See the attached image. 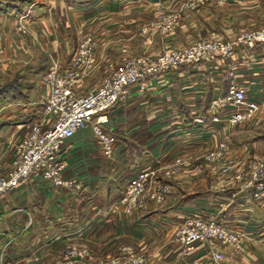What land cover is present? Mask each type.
<instances>
[{"label":"crops","instance_id":"0c3cea01","mask_svg":"<svg viewBox=\"0 0 264 264\" xmlns=\"http://www.w3.org/2000/svg\"><path fill=\"white\" fill-rule=\"evenodd\" d=\"M180 1L0 0V45L5 51L0 81L29 65L40 69L37 84L21 90L20 100L0 94V175L11 167L17 143L28 136L43 110L49 94L43 82L51 67L49 56L66 69L82 38L81 29L95 38L98 66L76 88L78 94H86L107 76L110 64H120L124 48L133 55L157 56L167 48L186 47L191 30L187 13L171 34L154 33L146 42L141 33L161 10H175ZM32 5L27 20L30 38H24L15 33L18 15ZM200 14L207 29L221 30L218 13L205 9ZM248 31L214 34L209 39ZM201 34L202 30L193 31L195 37ZM232 83L244 87L250 100L264 104V47H238L229 63L182 67L149 78L145 90L129 88L106 126L116 141L113 159L104 156L88 127L66 142L60 157L63 179L75 180L78 189L55 187L32 177L0 200V264L33 255L51 264L73 247L89 251L80 264H96L126 246L144 254L147 264H210L209 249L203 245L190 257L178 254L173 234L189 215H220L231 227L244 230L247 242L241 259L248 263L251 253L254 264H264V201L254 202L250 190L206 160L209 151L225 142L230 146L227 158L240 167L264 154V107L255 119L234 128L209 122L213 101L225 98ZM231 111L223 110L220 116ZM196 115L207 123L196 124ZM180 158L186 165L182 173L165 179L164 169ZM151 170L169 189L166 202L158 205L145 198L129 209L121 202L128 182Z\"/></svg>","mask_w":264,"mask_h":264},{"label":"built area","instance_id":"2783aa9c","mask_svg":"<svg viewBox=\"0 0 264 264\" xmlns=\"http://www.w3.org/2000/svg\"><path fill=\"white\" fill-rule=\"evenodd\" d=\"M202 4V0L185 2L178 10L160 14L155 20L142 26L141 33L148 37L154 33L171 34L179 25L184 12ZM32 7L33 5L17 20V31L21 34L28 32L27 20ZM259 45L264 47V28L227 39H199L186 47L167 48L157 56L148 53L133 55L124 48L121 66L95 89L80 95L77 93V86L85 73L96 67L95 42L91 36H85L69 67L61 70L54 59L51 61V67L43 79L49 88L48 97L28 136L17 143L11 167L0 175V200L32 177H38L55 187L75 185L78 189L75 180L67 181L62 176L64 163L60 157L66 142L78 131L90 127L104 156L113 159L116 141L108 133L106 126L110 112L128 96L129 88L138 86L140 90H145L149 78L177 71L182 67L212 65L220 61L229 63L235 57L238 47L253 50ZM4 54V48L0 45V63ZM263 107V103L248 98L244 87L232 83L225 98L213 101L209 122L211 126L234 128L255 119ZM228 108L232 109L230 114L220 116L221 111ZM194 122L205 125L207 119L196 115ZM229 150V144L221 143L207 153L206 160L214 163V167L223 176L230 175L235 183L250 190L254 202H263L264 154L240 167L227 158ZM170 174L168 172L167 176ZM157 178L155 170L139 172L128 182L121 202L133 209L146 196L150 201L163 205L169 192L168 187L161 183L155 190L148 189L149 182ZM174 240L182 257H190L199 245H203L209 249V257L213 263L240 264L245 253L247 235L244 230L231 227L220 215L208 218L189 215L175 229ZM88 256L87 248L73 247L51 264H80ZM3 264L47 263L33 255ZM96 264H147V260L133 247L126 246L118 254L106 257ZM187 264L200 263L191 261Z\"/></svg>","mask_w":264,"mask_h":264},{"label":"rangeland","instance_id":"374dc122","mask_svg":"<svg viewBox=\"0 0 264 264\" xmlns=\"http://www.w3.org/2000/svg\"><path fill=\"white\" fill-rule=\"evenodd\" d=\"M190 1H196V0H182V1H180L181 2L180 5H182L185 2H190ZM202 1H203V4L201 6L197 7L196 9H193V10L189 9V10H187V12H184L185 14L187 13V18L189 17L188 18L190 20L189 25L191 24V26H189V27H191V30L189 29V32H187V45L186 46L190 45L191 43H193L199 39L213 38L212 35H214V34H216L218 36H222V35H226V34L233 32V31L237 32V31H245V30H258V29L264 28V0H202ZM178 8H179V6L176 7L177 10H178ZM205 9L212 10L213 13H218L221 16L220 18H218V20L220 22V23H218V25H220L221 30L219 29V27H215V26L213 27V29H209V27L207 29V27H205V23H203L202 16L200 14ZM173 11L174 10H172L170 12L168 11V12L162 13V10H161V14L171 13ZM185 14H183V16ZM20 16L21 15H18V18ZM155 19L156 18H153V19L149 20L147 23H149ZM188 19H187V21H188ZM218 20H216V21H218ZM27 27H28V25H27ZM196 29L202 30V34L198 37L193 36V31ZM16 30H17V26L15 29V33H16ZM84 30L85 29H83V30L81 29V31H80V36L82 37L81 40L85 36H91L92 37L93 41L95 42V56H96V67L93 70L87 71L85 73V75H84V79H85L89 75H91L96 70V68L98 66V62H97L98 60H97V55H96V50H97L98 44H97V41L95 40V38L92 35H89V33H85L86 31H84ZM216 30H219V31L213 32ZM27 31L28 32L26 34L20 33V35H22L24 38H30V37H28V36H30L29 28ZM211 32H213V33H211ZM203 33H205V34L203 35ZM143 38L146 42L151 40V36L150 37L143 36ZM32 39H34V38H32ZM37 43H38V41H37ZM76 50H77V48H76ZM76 50H75V53H76ZM122 56H123V50H122ZM49 59H50V61H52L54 58H51V56H49ZM40 60L42 62H44L46 59L43 57ZM0 64H2V63H0ZM121 64H122V57H121V61H120L119 65L110 64L108 66L109 72H108L106 77H108L112 72H114L117 68H119L121 66ZM29 66L23 71L16 72L15 74H12V75L10 74L6 80L5 79L1 80L0 81L1 90H3V88L6 87V85H8V84H15V85L21 86V87L25 86L28 89L33 88L37 84L36 80H37L38 74L40 72V69H37L38 66H35V68L34 67L30 68ZM106 77H104L103 79H105ZM26 88H22V90L26 89ZM185 167H186V165H185V161L183 159H181V158L176 159L170 167H168L167 169H164L163 176L165 177V179H167V178L173 179L174 176L181 174ZM168 172L169 173L171 172V174L169 176H167ZM160 185H161V183L159 182V180H152L151 182H149L148 189H149V191H152V190H155ZM145 198H146V196L143 197V199H145ZM173 242L177 245V243L174 240V234H173ZM178 254H180V251ZM207 254H209V253L207 252ZM246 258L247 259L249 258L248 259L249 264H254L251 260V258H252L251 253H248ZM209 260H210V258H209ZM243 260H245V259H243ZM243 260L240 264H248V263H246V260H245V262ZM209 263L210 264H216V263H213L211 260L209 261ZM223 264H229V262H225Z\"/></svg>","mask_w":264,"mask_h":264},{"label":"trees","instance_id":"16d2710c","mask_svg":"<svg viewBox=\"0 0 264 264\" xmlns=\"http://www.w3.org/2000/svg\"><path fill=\"white\" fill-rule=\"evenodd\" d=\"M22 88H26L25 86H17L15 84H8L6 87L3 88V90L0 91V94L2 97L10 100H20L21 95L20 92ZM28 89V88H26Z\"/></svg>","mask_w":264,"mask_h":264}]
</instances>
